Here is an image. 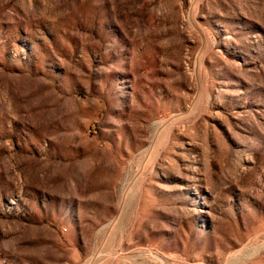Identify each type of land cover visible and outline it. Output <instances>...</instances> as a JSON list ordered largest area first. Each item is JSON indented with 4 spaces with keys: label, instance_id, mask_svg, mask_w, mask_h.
I'll return each instance as SVG.
<instances>
[{
    "label": "rangeland",
    "instance_id": "374dc122",
    "mask_svg": "<svg viewBox=\"0 0 264 264\" xmlns=\"http://www.w3.org/2000/svg\"><path fill=\"white\" fill-rule=\"evenodd\" d=\"M0 264H264V0H0Z\"/></svg>",
    "mask_w": 264,
    "mask_h": 264
}]
</instances>
